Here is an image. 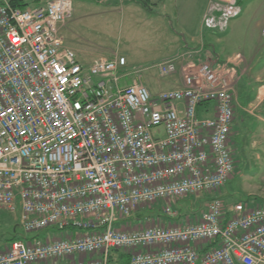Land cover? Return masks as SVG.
Instances as JSON below:
<instances>
[{
  "label": "built area",
  "instance_id": "1",
  "mask_svg": "<svg viewBox=\"0 0 264 264\" xmlns=\"http://www.w3.org/2000/svg\"><path fill=\"white\" fill-rule=\"evenodd\" d=\"M72 10L0 0V211L46 231L8 242L0 264H108L112 250L128 264H264V202L217 193L234 169L239 58L190 63L181 87L152 95L144 71L174 74L178 58L83 64L60 31ZM240 12L237 0H209L201 23L222 31ZM200 195L198 215L178 206ZM152 205L162 218L131 223Z\"/></svg>",
  "mask_w": 264,
  "mask_h": 264
},
{
  "label": "rangeland",
  "instance_id": "2",
  "mask_svg": "<svg viewBox=\"0 0 264 264\" xmlns=\"http://www.w3.org/2000/svg\"><path fill=\"white\" fill-rule=\"evenodd\" d=\"M23 1L28 6H33L45 0ZM72 1L73 7L78 6V17L82 8L94 13V10L89 9L90 5L93 6V0ZM240 4V14L230 19L222 31H216V35L210 38V49H213L212 53L217 56L214 57L219 62L229 58L240 59L243 64L241 68L250 72V76L246 75L241 80L240 91L253 97L257 86L254 80L256 74L264 78V34L261 32L264 24V0H240ZM103 25L104 19L101 15H92L79 18L74 30L61 31L65 39L71 38L77 47L86 52L85 58L81 59L85 64L94 57L108 56L110 53L124 55L127 62L132 64V69L145 68L167 59L172 53L173 39H180L172 30H160L158 34L147 36L139 34L138 30L134 34L129 30H105ZM95 27L100 30H94ZM143 76L148 77V88H151L152 84L154 87H170L174 81V75L161 77L153 67L145 70ZM261 91L263 93L264 88ZM240 117H237L235 111L229 140L234 169L217 193L226 204L242 202L253 206L264 202V134L261 130L264 129V123L248 115L240 122ZM207 198V195L188 198L179 202L178 206L182 207L184 213H190L193 217L204 208ZM160 206L152 205L139 209L138 222L144 223L146 218H162ZM19 217L20 211H0V248L6 246L14 235L20 236L21 239L45 236L46 231L24 232L19 224Z\"/></svg>",
  "mask_w": 264,
  "mask_h": 264
},
{
  "label": "crops",
  "instance_id": "3",
  "mask_svg": "<svg viewBox=\"0 0 264 264\" xmlns=\"http://www.w3.org/2000/svg\"><path fill=\"white\" fill-rule=\"evenodd\" d=\"M43 2L44 1H40L37 4ZM148 2L149 6L146 8L135 0H93V6L89 4V9L94 10V13L82 8L80 11V17L77 16L78 6L75 5L70 19L65 25L60 27V31L74 30L79 18L92 15H101L102 19H104L103 28L105 30H129L130 33L132 32L133 34L138 30L139 34L147 36L158 34L160 30H172L176 36L180 37L179 40L176 38L173 39L174 41L171 44L173 46L171 49L172 53L167 57V59L172 57L178 58L176 72L171 74L174 75V81L171 80L172 85L170 87H154V84H152L151 88L149 86L152 95H156L161 91L181 87V73L185 70L188 64L192 63L198 65L207 60L214 62H219V60H217L215 58L217 56L212 53L213 49H210L212 45L210 38L216 35V31L204 28L201 23L202 14L206 9L209 0H148ZM25 4L27 5L26 2ZM94 30L100 29L95 27ZM61 34L64 37L62 32ZM64 41L74 50L78 60L83 63L81 59H84L86 56V52L83 48L77 47L71 38L65 39L64 37ZM111 55L112 54L109 53L108 56L103 57H111ZM119 56L125 57L124 55ZM98 57H94L89 63ZM237 64L238 66L234 82V90L236 94L234 108L237 117L241 116L238 120L241 122L243 117L248 115L254 117L257 121L260 120L264 123V91L263 93L261 91V89L264 88V78L256 74L254 79L257 84L255 94L253 97H250L249 94H245L244 91L241 92L239 87L243 77L246 75L250 76V72L248 70L246 71L245 68H241V65L243 64H241L240 59ZM126 68L128 70L132 69V64H129L127 60ZM132 78L133 77L128 76L125 77L123 81L125 83H130ZM142 82L147 86L149 82L148 77L142 76ZM243 88L245 89V87ZM250 107L257 108H252V112ZM261 130L264 134V129ZM139 218L140 215L135 214L134 218L130 221L131 223H136ZM120 224H122V222L118 225ZM128 262L129 256L124 250H112L110 252L108 264H128Z\"/></svg>",
  "mask_w": 264,
  "mask_h": 264
},
{
  "label": "trees",
  "instance_id": "4",
  "mask_svg": "<svg viewBox=\"0 0 264 264\" xmlns=\"http://www.w3.org/2000/svg\"><path fill=\"white\" fill-rule=\"evenodd\" d=\"M10 3H12L13 5H17V6H26L25 2H23V0H8ZM137 2H139L143 7H148L149 6V2L148 0H135ZM240 0H237V2L239 3ZM16 239H20V236L18 235H14L9 241L12 242Z\"/></svg>",
  "mask_w": 264,
  "mask_h": 264
}]
</instances>
